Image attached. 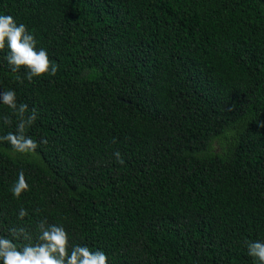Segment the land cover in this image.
Wrapping results in <instances>:
<instances>
[{"label":"trees","instance_id":"1","mask_svg":"<svg viewBox=\"0 0 264 264\" xmlns=\"http://www.w3.org/2000/svg\"><path fill=\"white\" fill-rule=\"evenodd\" d=\"M2 14L59 68L20 84L0 51V88L37 109L27 135L48 139L38 156L0 142V233L47 217L109 264H254L264 0H0ZM6 114L0 135L15 131ZM20 169L30 191L16 200Z\"/></svg>","mask_w":264,"mask_h":264},{"label":"clouds","instance_id":"2","mask_svg":"<svg viewBox=\"0 0 264 264\" xmlns=\"http://www.w3.org/2000/svg\"><path fill=\"white\" fill-rule=\"evenodd\" d=\"M5 48L8 52L4 59L20 84L25 79L31 83L34 78L55 76L58 71L59 65L50 60L47 50L37 49L34 33L8 14L0 15V51ZM21 69L25 70L23 75H20ZM0 104L11 110V115L3 117L5 125L11 127L12 117L17 118L15 131L0 135V142L8 143L13 153L38 156L37 148L40 144L46 145L48 139L41 137L38 142L27 135V130L37 120V109H29L26 102H18L17 92L11 88L0 90ZM114 156L118 163H124L119 151ZM28 191L30 185L24 170L20 169L10 186L11 195L19 200ZM34 211L38 213L39 209ZM16 216L17 220L23 221L29 212L21 206ZM244 244L254 264H264V241L245 240ZM0 264H109V261L102 248L93 249L86 243H76L63 223H50L44 217L36 222L35 234L30 226L23 224L8 227L6 234L0 233Z\"/></svg>","mask_w":264,"mask_h":264}]
</instances>
